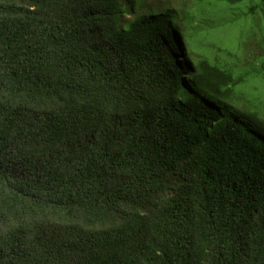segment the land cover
<instances>
[{"label":"trees","instance_id":"1","mask_svg":"<svg viewBox=\"0 0 264 264\" xmlns=\"http://www.w3.org/2000/svg\"><path fill=\"white\" fill-rule=\"evenodd\" d=\"M127 11L0 0V264H264L244 78L193 52L204 11Z\"/></svg>","mask_w":264,"mask_h":264},{"label":"rangeland","instance_id":"2","mask_svg":"<svg viewBox=\"0 0 264 264\" xmlns=\"http://www.w3.org/2000/svg\"><path fill=\"white\" fill-rule=\"evenodd\" d=\"M123 1L128 10L124 14V21L138 15L161 12L166 4L175 9L188 7L196 18L201 17L199 10L204 11L205 17L201 22L205 26V38L199 47L191 45L193 52L200 51L210 59L233 65L235 73L244 78L237 86V93L241 92L246 100L236 104V111L240 113L247 105L256 108L264 116V0H243L233 6L207 5L204 0ZM253 5L254 13L247 14ZM206 20H212L210 25L206 24ZM227 115L236 116L233 112Z\"/></svg>","mask_w":264,"mask_h":264}]
</instances>
